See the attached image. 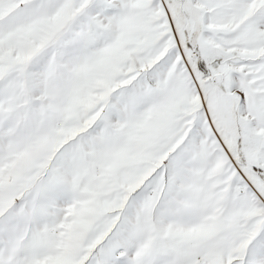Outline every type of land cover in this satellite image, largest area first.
Wrapping results in <instances>:
<instances>
[{
	"label": "snow or ice",
	"instance_id": "snow-or-ice-1",
	"mask_svg": "<svg viewBox=\"0 0 264 264\" xmlns=\"http://www.w3.org/2000/svg\"><path fill=\"white\" fill-rule=\"evenodd\" d=\"M0 264H264V0H0Z\"/></svg>",
	"mask_w": 264,
	"mask_h": 264
}]
</instances>
